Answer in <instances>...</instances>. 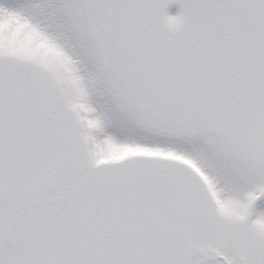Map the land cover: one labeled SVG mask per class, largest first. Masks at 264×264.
I'll return each instance as SVG.
<instances>
[{
    "label": "snow or ice",
    "instance_id": "1",
    "mask_svg": "<svg viewBox=\"0 0 264 264\" xmlns=\"http://www.w3.org/2000/svg\"><path fill=\"white\" fill-rule=\"evenodd\" d=\"M0 264H264V0H0Z\"/></svg>",
    "mask_w": 264,
    "mask_h": 264
},
{
    "label": "rangeland",
    "instance_id": "2",
    "mask_svg": "<svg viewBox=\"0 0 264 264\" xmlns=\"http://www.w3.org/2000/svg\"><path fill=\"white\" fill-rule=\"evenodd\" d=\"M168 11L170 15H176L179 11V8L177 5H171Z\"/></svg>",
    "mask_w": 264,
    "mask_h": 264
}]
</instances>
